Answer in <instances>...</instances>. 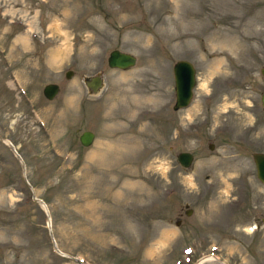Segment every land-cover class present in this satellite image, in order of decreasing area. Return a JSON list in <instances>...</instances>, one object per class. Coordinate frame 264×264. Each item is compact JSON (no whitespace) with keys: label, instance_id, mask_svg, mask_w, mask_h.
I'll list each match as a JSON object with an SVG mask.
<instances>
[{"label":"rangeland","instance_id":"rangeland-1","mask_svg":"<svg viewBox=\"0 0 264 264\" xmlns=\"http://www.w3.org/2000/svg\"><path fill=\"white\" fill-rule=\"evenodd\" d=\"M262 92L264 0H0V264H264Z\"/></svg>","mask_w":264,"mask_h":264},{"label":"water","instance_id":"water-1","mask_svg":"<svg viewBox=\"0 0 264 264\" xmlns=\"http://www.w3.org/2000/svg\"><path fill=\"white\" fill-rule=\"evenodd\" d=\"M106 63L110 67L125 69L132 66L135 63V56L127 51H122L118 48H112L109 50ZM263 72V69H261ZM171 72L173 77V90H174V99L172 103V109H178L186 106L193 95V87L195 85V69L192 63L186 59H177L173 62L171 66ZM70 71L66 72V76H68ZM85 85L92 91L98 92V90L102 86L101 76L97 73L91 75L86 81ZM58 90V84L55 82H47L42 87V94L46 98H51ZM261 105L264 106V92L261 93L260 96ZM93 139V132L89 129L82 130L78 135V140L83 145H89ZM4 142L8 145L10 149H12L16 157L19 159L22 170H24V164L20 157V155L14 149V146L10 141L4 140ZM210 147V146H209ZM251 157L255 166L256 177L262 183H264V152L255 151L251 153ZM176 159L179 164L183 167H187L190 165L193 154L190 151H178L176 153ZM32 198L39 202L42 207L45 209V212L48 213L45 206V203L39 197L34 196L32 194ZM49 220V219H48ZM78 262L83 264L80 259L75 258Z\"/></svg>","mask_w":264,"mask_h":264},{"label":"bare ground","instance_id":"bare-ground-1","mask_svg":"<svg viewBox=\"0 0 264 264\" xmlns=\"http://www.w3.org/2000/svg\"><path fill=\"white\" fill-rule=\"evenodd\" d=\"M65 47V46H64ZM62 48V47H61ZM55 50V49H54ZM57 52L55 51V54H56ZM53 55V54H52ZM56 56V55H55ZM54 57V56H53ZM57 59V58H56Z\"/></svg>","mask_w":264,"mask_h":264}]
</instances>
